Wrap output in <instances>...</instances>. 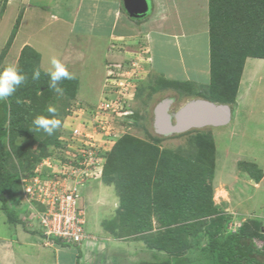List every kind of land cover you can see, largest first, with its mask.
<instances>
[{"label": "rangeland", "instance_id": "374dc122", "mask_svg": "<svg viewBox=\"0 0 264 264\" xmlns=\"http://www.w3.org/2000/svg\"><path fill=\"white\" fill-rule=\"evenodd\" d=\"M166 2L152 1L135 19L122 0H0V69L15 65L27 76L13 96L26 93L8 106L5 166L19 181L5 197L26 232L43 233L35 222L43 197L38 188L26 196L28 184L61 177L88 147L99 165L87 162L76 181L56 189L76 194L89 246L107 247L89 252V264H209L210 232L264 234V59L233 66L231 58L212 93L210 1ZM175 2L180 11L171 10ZM52 57L75 74L66 84L73 95L49 88ZM186 76L193 80L184 83ZM197 99L229 106L230 121L158 130L161 104L172 101L175 124L176 113ZM49 106L62 127L51 136L30 130ZM4 217L0 206L1 224Z\"/></svg>", "mask_w": 264, "mask_h": 264}, {"label": "trees", "instance_id": "16d2710c", "mask_svg": "<svg viewBox=\"0 0 264 264\" xmlns=\"http://www.w3.org/2000/svg\"><path fill=\"white\" fill-rule=\"evenodd\" d=\"M209 1L211 22L209 29L210 89L213 93L223 78V70L225 71L223 65L231 58L234 60H232L233 66L242 65L248 57L264 59V0ZM228 35L234 36L232 41H229ZM69 81L63 80L60 86L64 92L73 95L66 87ZM25 93L26 91L20 92L10 97L9 100L0 102V206L12 224L22 225L25 222L19 218L17 211L9 207L5 197V194L11 193L15 188V184L19 181V175L6 170L5 163L9 153L4 149L3 140L9 135L6 127L8 106ZM235 94L236 92L230 100L234 101ZM219 100L229 101L227 97H220ZM185 188L178 190L179 194L185 192ZM188 230L190 233L193 231L191 227ZM38 234L43 235L41 232ZM209 237V243L203 250V256L209 264H264V246L259 248L255 242L256 238L264 240V234L254 237L242 229L240 233L229 234L226 237L210 232ZM53 241L57 244H65L59 239H53ZM163 263L172 264L173 262L166 259ZM181 263H183L182 260H176V264Z\"/></svg>", "mask_w": 264, "mask_h": 264}, {"label": "built area", "instance_id": "2783aa9c", "mask_svg": "<svg viewBox=\"0 0 264 264\" xmlns=\"http://www.w3.org/2000/svg\"><path fill=\"white\" fill-rule=\"evenodd\" d=\"M106 107H109V105ZM83 149L84 153L80 154L79 162L74 164L75 166L72 164L68 166L70 175L66 172L58 178L57 174H54L55 179L52 180H44L43 177L36 176L27 186L26 196H32L33 198L35 190L38 188L41 198L43 197L42 209L35 214V222L38 221L39 226L44 230L42 234L49 243H53V239H59L65 244L80 248H84L85 245L90 243L84 228V220L76 210V194L74 192L62 193L56 189L64 188L67 181H76L77 173L83 171L82 168L87 162L99 165L100 158L92 155L88 147ZM50 188H53L52 192H50Z\"/></svg>", "mask_w": 264, "mask_h": 264}, {"label": "crops", "instance_id": "0c3cea01", "mask_svg": "<svg viewBox=\"0 0 264 264\" xmlns=\"http://www.w3.org/2000/svg\"><path fill=\"white\" fill-rule=\"evenodd\" d=\"M75 1L76 5L77 3L79 4V2H81V0ZM122 1L123 4L121 5V7L124 11V0ZM148 1L151 7L152 1L154 2L153 5L156 6V0ZM162 1L166 2L168 0ZM170 6L171 5L166 2L165 7L170 8ZM80 8L81 6L77 9L80 10ZM181 8V5L175 2V4L172 5L171 10L177 12L180 11ZM106 10H108V8L104 9L102 12L106 13ZM118 13L120 14V10H118ZM78 15H80L79 11L75 14V16L77 17ZM204 72L205 71H202L201 73L203 76H206ZM192 80L193 79L187 77V79L183 81ZM203 80L206 79L204 77H199V80L197 81L203 82ZM246 89V91L249 90L248 87ZM2 220L3 224H1L0 222V264H89L87 258L89 252L100 253V251L102 250H105V252L107 251L106 246V248L100 249L97 248V246L91 247L89 245L87 247L80 248L75 245H63L57 244L55 242L47 244L43 241L42 236L40 234L37 235L26 232L22 224H12L8 220L6 215ZM108 244L106 243V245Z\"/></svg>", "mask_w": 264, "mask_h": 264}, {"label": "water", "instance_id": "95a60500", "mask_svg": "<svg viewBox=\"0 0 264 264\" xmlns=\"http://www.w3.org/2000/svg\"><path fill=\"white\" fill-rule=\"evenodd\" d=\"M124 7L131 18H143L151 10L148 0H124ZM172 101H166L157 109V127L164 134L185 132L191 128L206 125L219 126L231 119V109L227 105H217L207 100H193L175 115V124L168 114Z\"/></svg>", "mask_w": 264, "mask_h": 264}, {"label": "clouds", "instance_id": "9594fccd", "mask_svg": "<svg viewBox=\"0 0 264 264\" xmlns=\"http://www.w3.org/2000/svg\"><path fill=\"white\" fill-rule=\"evenodd\" d=\"M49 77L48 86L56 93L63 95V88L60 86L63 80L75 79V74L69 71L67 66L57 57L50 59V67L45 73ZM41 72L34 70L32 79L39 80ZM27 76L17 66L7 65L0 69V102L6 101L17 91V89L26 82ZM49 116L40 115L32 121V131H43L51 136L62 127L61 119L57 118L56 108L49 106L47 108Z\"/></svg>", "mask_w": 264, "mask_h": 264}]
</instances>
